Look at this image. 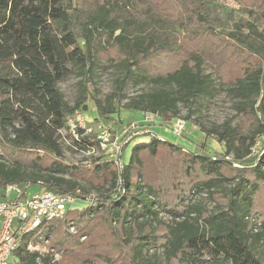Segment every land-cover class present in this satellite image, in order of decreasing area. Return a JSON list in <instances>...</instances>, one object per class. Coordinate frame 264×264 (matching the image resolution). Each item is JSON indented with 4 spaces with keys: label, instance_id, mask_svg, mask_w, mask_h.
Returning <instances> with one entry per match:
<instances>
[{
    "label": "trees",
    "instance_id": "16d2710c",
    "mask_svg": "<svg viewBox=\"0 0 264 264\" xmlns=\"http://www.w3.org/2000/svg\"><path fill=\"white\" fill-rule=\"evenodd\" d=\"M238 1L239 9L213 0H0V148L35 152L32 159L41 161L33 160L35 169L27 170L0 150V189L37 184L83 203L42 223L47 245L56 250H28L30 233L10 264H52L60 250L58 264H264V207L255 198L264 190V0L260 13L255 4ZM180 35L224 38L243 51L246 59L234 63L227 90L237 98L236 109L254 122L247 134L237 135L228 122L205 126L194 119L203 135L192 142L200 150L149 133L133 143L124 163L126 134L116 162L89 165L110 178L92 197L75 181L39 173L59 164L60 130L83 148L99 147L94 134L73 138L68 119L93 107L96 119L110 120L128 82L149 87L127 97L125 106L158 116L165 127L179 118L181 106L210 95L216 85L202 69L200 51L182 54L171 71L152 62L145 68L160 52L179 55ZM98 57L119 70L104 99L96 97L91 78ZM71 70L86 74L72 105L58 86ZM190 116L188 110L183 118ZM210 138L225 151L208 153ZM68 221L78 231L64 228L57 240V226ZM110 236L115 243L104 247Z\"/></svg>",
    "mask_w": 264,
    "mask_h": 264
},
{
    "label": "rangeland",
    "instance_id": "374dc122",
    "mask_svg": "<svg viewBox=\"0 0 264 264\" xmlns=\"http://www.w3.org/2000/svg\"><path fill=\"white\" fill-rule=\"evenodd\" d=\"M213 1L220 3L224 8L226 7L227 9L241 8L240 2L238 0H231L229 6L223 4L224 2H218V0ZM243 1L247 3L249 7L251 4H255V7L253 5L252 8L255 9L257 13L263 11V8H261L259 4L260 0ZM181 16L182 15L179 14L176 18L180 19ZM184 17L185 18L183 19H186V16ZM185 37L186 36L183 38L180 35V38L177 39V41H179V43L182 45L179 55L160 52L156 55V57L146 61L145 68H150L152 66V62L155 66V69L158 68V70L166 69V71H171L180 58H183L182 54L200 51L203 57L202 69L204 73L208 74L213 80L216 88L213 89L210 95L200 96L193 100V104L190 108L187 106H181L179 118L174 119L170 126L165 127V125H162L158 116L154 114L132 110L125 106L127 97L135 94L139 90L147 89L149 87V84L145 82L138 84L128 82L126 84V87L124 88L126 98L122 99V101L119 103H116V110L111 115L110 120L96 119L98 115L93 107H89L87 111H83L86 121H88L90 124H92L94 120L102 123L104 125L103 127L109 130L111 137L113 139H117V144L119 146L123 145L130 137V142L124 145V148L121 152V160L124 163L129 159L133 143L149 139V137L152 136L149 133L163 137L170 142L179 143L185 146L187 149L195 151L200 150L199 147L195 146V143L192 142L196 141L198 138L200 139L203 135L198 128V124L194 122V119H197L202 125L205 126H211L213 124L221 125L224 122H228L237 135L247 134L250 129L254 127V122L251 119V116L236 109L237 98L230 94L227 90L228 78L230 79V73H232L236 67H233V65H235L234 63H239V61L246 59L244 57L243 51L236 45H233L224 40V38L220 37L204 36L201 40L187 39ZM104 42L105 40L100 41V43ZM94 67V74L90 75L96 90V97L104 99V97L113 89L114 79L119 73V70H117L114 66L107 64L100 57H98V61ZM85 75L86 74L82 75L79 70H71L68 75L58 82V86L64 98L71 105L74 103V100L78 96L79 92L82 91L83 82H86ZM88 88L90 89V86ZM88 98H90L89 95ZM188 110L191 111V116L189 119H184L183 117L187 115ZM178 121L181 122L182 128L180 129L179 134H175L173 132V127ZM171 126H173L172 129ZM165 130H169L171 133H173L172 137L162 134V131ZM58 134V142L62 148L61 156L58 157L59 164H54L51 169L42 170L39 171V173L43 176L49 173L63 177L66 180L75 181L78 183L79 187H84L87 189L91 197L101 193L110 184L109 174L107 171L103 170L99 172L95 171L93 170V166L89 165L99 159H103L108 162L115 160L117 161L118 155L114 152L115 150L113 149L105 152L96 145L91 148H83L68 138L65 130H60ZM126 134H128V138L125 136ZM183 134L186 136L185 139ZM123 136H125V140H123ZM263 140L264 137L263 139L261 138L259 147L263 144ZM206 144L209 148L208 153L210 154L223 153L225 151V145L223 143H218L215 138L208 139ZM0 150L4 151L6 154L13 155V157H15L17 161L25 166L27 170L35 169L36 165L32 164L33 160H36L32 159V157H35V152L26 150H4L3 147H1ZM231 155L232 154L229 153L227 158L230 159ZM43 158V162H50L48 161L49 158L45 157V155ZM36 162L41 163L39 159L36 160ZM36 190L38 191V185L31 184L27 189V193L30 194L36 192ZM204 195L205 194H203V196ZM255 198L260 204V207H264V190L257 192L255 194ZM205 202L206 204H211L208 200H205ZM80 203L81 202L78 201V203L76 202L73 206L80 207L81 204L83 205V203ZM258 215L259 213L256 212V216L259 219L260 215ZM71 224H73L75 230L70 229ZM64 228L70 233H76V231H78V227L75 226L74 221H68L66 224L64 223L63 227L58 225L56 229L57 240H59L60 237H63L65 230ZM82 237L84 236H81L80 239H83ZM108 239L103 240L104 247H110V244L113 245V243H115L111 236ZM50 246L52 245H48L47 248H51ZM52 248L56 250L55 247ZM106 251L110 250L107 248L104 250V252ZM60 254L61 250L59 251L57 264L61 260ZM68 262L69 264L76 263L75 261L70 263V260H68Z\"/></svg>",
    "mask_w": 264,
    "mask_h": 264
},
{
    "label": "built area",
    "instance_id": "2783aa9c",
    "mask_svg": "<svg viewBox=\"0 0 264 264\" xmlns=\"http://www.w3.org/2000/svg\"><path fill=\"white\" fill-rule=\"evenodd\" d=\"M230 1L218 0L224 2L226 6L230 5ZM103 126L96 120L90 124L86 121L84 113L78 109L68 119V130L73 138L79 140L80 134H94L100 149L105 152L114 149L119 155L122 145L119 146L117 139H113L109 130ZM181 128L182 124L178 121L173 127V132L179 134ZM129 131L131 132L130 129ZM28 188V185L12 183L3 190L0 189L5 196L4 198L0 194V264L17 261L15 250L23 236L30 233H33L34 237L27 242L28 250L39 253L54 251L52 247L47 248L48 238L42 234L40 227L44 221L62 217L65 210L74 207L77 202L76 197L71 193H57L40 188L28 195ZM70 229L75 230L73 224L70 225ZM58 257L59 252H54L52 264H57Z\"/></svg>",
    "mask_w": 264,
    "mask_h": 264
},
{
    "label": "crops",
    "instance_id": "0c3cea01",
    "mask_svg": "<svg viewBox=\"0 0 264 264\" xmlns=\"http://www.w3.org/2000/svg\"><path fill=\"white\" fill-rule=\"evenodd\" d=\"M161 128V127H160ZM162 134H165V136L172 137L173 133H171L169 130L162 131ZM39 189V188H38ZM31 194V193H30ZM27 194L25 193L24 196ZM29 195V194H28ZM77 206V205H76Z\"/></svg>",
    "mask_w": 264,
    "mask_h": 264
}]
</instances>
